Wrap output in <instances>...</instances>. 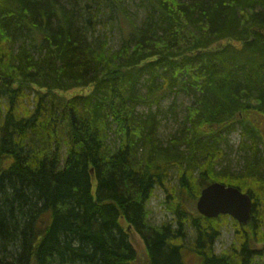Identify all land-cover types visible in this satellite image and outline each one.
Here are the masks:
<instances>
[{
	"label": "trees",
	"instance_id": "1",
	"mask_svg": "<svg viewBox=\"0 0 264 264\" xmlns=\"http://www.w3.org/2000/svg\"><path fill=\"white\" fill-rule=\"evenodd\" d=\"M173 94L192 103L162 142ZM215 182L249 195L246 226L189 210ZM156 188L172 219L153 226ZM263 260L264 0H0V264Z\"/></svg>",
	"mask_w": 264,
	"mask_h": 264
},
{
	"label": "rangeland",
	"instance_id": "2",
	"mask_svg": "<svg viewBox=\"0 0 264 264\" xmlns=\"http://www.w3.org/2000/svg\"><path fill=\"white\" fill-rule=\"evenodd\" d=\"M125 7H126V17L134 20V22L137 25H139L140 21L143 18V14L140 8L138 7V4L135 2L129 3V1H127ZM104 33L105 35L108 36L110 45L114 49H117L121 43L120 30L112 26L105 27ZM83 93L85 94L86 91L77 89L75 91L64 93L63 95L64 97L69 98L73 95L83 94ZM174 100H175V104H174V107L171 108V111L172 113H175V114H169L167 110ZM191 103H192V99L185 96L184 94H179L177 96L173 94L170 97L166 98L164 101H162L160 109H159V116H158V120L160 122L158 137L162 142H166V140H168V138H170V136H172L176 132V130H178V128L180 127L179 125L181 124V122L183 121L185 117L186 108L189 107ZM146 109L148 108L144 106V107H141L139 110L143 111ZM155 110L156 108L153 107V111ZM228 141H229V145L231 146V148L235 150L239 143V133L234 132L228 138ZM231 160L233 161L235 160V158L231 156ZM232 163L233 165H235V161H233ZM91 183L93 185V188H95L96 180H95V176L93 172H91ZM196 203L197 201L188 203L187 206L189 210L190 209L196 210ZM166 208H167V205L165 202V195L160 189L156 188L152 198L150 199L148 203V209L150 211L148 219L151 225L153 226L161 225L163 223H168L172 219V216L170 215V213L168 212ZM185 208L187 209L186 205H185ZM229 226L231 225L229 224ZM229 226L227 228L225 227L222 230L220 239L215 244V251L217 253H220L221 251L230 247L234 241V231ZM130 240L132 242V245L137 251H142L144 249L143 242L137 234L135 233L132 234L130 237ZM262 264H264V260Z\"/></svg>",
	"mask_w": 264,
	"mask_h": 264
},
{
	"label": "water",
	"instance_id": "3",
	"mask_svg": "<svg viewBox=\"0 0 264 264\" xmlns=\"http://www.w3.org/2000/svg\"><path fill=\"white\" fill-rule=\"evenodd\" d=\"M196 210L208 219L228 216L245 226L251 220L252 200L237 188L211 183L201 190Z\"/></svg>",
	"mask_w": 264,
	"mask_h": 264
},
{
	"label": "bare ground",
	"instance_id": "4",
	"mask_svg": "<svg viewBox=\"0 0 264 264\" xmlns=\"http://www.w3.org/2000/svg\"><path fill=\"white\" fill-rule=\"evenodd\" d=\"M97 10V9H96ZM127 33V32H126ZM128 38V37H127ZM127 41H128V39H127ZM164 87V86H163ZM165 167V166H164ZM174 175V174H173ZM216 183V182H215ZM220 184V183H219ZM210 185V184H209ZM224 185V184H223ZM208 186V185H207ZM206 186V187H207ZM229 187H231V186H229ZM205 188V187H204ZM233 188H235V187H233ZM197 204V203H196ZM203 217V216H202ZM204 218H206V217H204ZM206 219H208V218H206ZM209 220H212V219H209ZM239 225V224H238ZM240 226H242V225H240ZM246 226V225H245Z\"/></svg>",
	"mask_w": 264,
	"mask_h": 264
}]
</instances>
